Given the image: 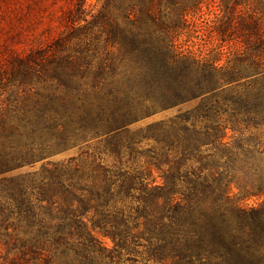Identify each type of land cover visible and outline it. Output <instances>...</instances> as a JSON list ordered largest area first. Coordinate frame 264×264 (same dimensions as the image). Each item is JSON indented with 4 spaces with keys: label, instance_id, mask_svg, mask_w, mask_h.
<instances>
[{
    "label": "trees",
    "instance_id": "trees-1",
    "mask_svg": "<svg viewBox=\"0 0 264 264\" xmlns=\"http://www.w3.org/2000/svg\"><path fill=\"white\" fill-rule=\"evenodd\" d=\"M120 6L106 39L125 64L103 90L87 87L72 57L39 71L34 54L12 51L6 79L0 60V88L33 93L0 100V176L91 139L114 156L107 165L85 153L1 178V264H264V0ZM203 8L214 11L217 45L201 57L177 42ZM33 76L54 89L20 87ZM184 105L132 134L151 146L124 170L128 126ZM250 198L263 201L240 205Z\"/></svg>",
    "mask_w": 264,
    "mask_h": 264
},
{
    "label": "rangeland",
    "instance_id": "rangeland-1",
    "mask_svg": "<svg viewBox=\"0 0 264 264\" xmlns=\"http://www.w3.org/2000/svg\"><path fill=\"white\" fill-rule=\"evenodd\" d=\"M120 3L121 0L109 4L106 0H0V60H2L1 68L5 71L2 78L6 79L5 75L8 73V68L5 67L8 64L4 62L5 60L9 62L12 58L11 52L14 51L24 55L34 54L29 64L39 71L41 66L50 69L51 62L57 58L72 57L80 61L84 72L81 77L88 88L92 86L94 89L103 90L104 81L115 84L119 81L118 75L124 67L125 57L118 52L115 43L106 39L111 37L106 31L109 29L108 24L112 26L115 24L116 28L123 20ZM103 7H105L104 11ZM214 20V11L204 8L194 17H188V32L181 35L177 43L196 56H205L217 45L216 39L209 33ZM27 82H30V85H20V87L33 90L54 89L50 82L36 80L34 76ZM3 85L0 88V100L15 103L16 100L21 99L19 95L33 96V93H27L26 90L21 93L16 89L17 84L14 82L5 81V86ZM188 106L165 110L129 125L128 136L122 138L126 153L121 162L122 168L127 171L135 168V152L138 153L151 146V142L146 140L140 144L131 143L136 139L132 134H136L138 130L144 129L151 123L171 118ZM105 146L103 139L97 138L53 152L45 160L34 163L32 167L23 166L0 176V189L1 178L25 177L26 174L39 170L43 163L62 162L68 158L82 160L85 153L94 155L102 159L105 164L111 165L114 163V156L107 157L109 154L104 150ZM262 201V199L250 198L242 201L240 205L244 208H256ZM99 239L104 247L111 248L108 239L102 237ZM3 255L4 252L1 250L0 264L3 262Z\"/></svg>",
    "mask_w": 264,
    "mask_h": 264
}]
</instances>
